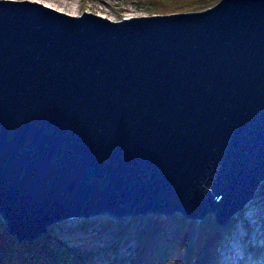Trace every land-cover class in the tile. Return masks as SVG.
Returning <instances> with one entry per match:
<instances>
[{
  "label": "water",
  "instance_id": "1",
  "mask_svg": "<svg viewBox=\"0 0 264 264\" xmlns=\"http://www.w3.org/2000/svg\"><path fill=\"white\" fill-rule=\"evenodd\" d=\"M264 181V0L110 20L0 0V220L224 227Z\"/></svg>",
  "mask_w": 264,
  "mask_h": 264
},
{
  "label": "trees",
  "instance_id": "2",
  "mask_svg": "<svg viewBox=\"0 0 264 264\" xmlns=\"http://www.w3.org/2000/svg\"><path fill=\"white\" fill-rule=\"evenodd\" d=\"M143 2L147 13H169L186 8L200 10L216 0ZM263 201L264 181L256 190L252 203ZM234 220L219 227L210 216L200 221L187 220L178 214L168 218L147 214L118 221L96 217L77 220L76 227L64 231L60 224H55L37 238L19 242L5 231L0 220V264H216L218 250L229 237ZM239 220L242 223L241 218ZM242 225L244 227L245 223ZM63 233L76 234L82 238L79 240L82 244L68 246L70 239ZM93 234L97 237L86 238ZM248 249L253 259L260 251Z\"/></svg>",
  "mask_w": 264,
  "mask_h": 264
},
{
  "label": "rangeland",
  "instance_id": "3",
  "mask_svg": "<svg viewBox=\"0 0 264 264\" xmlns=\"http://www.w3.org/2000/svg\"><path fill=\"white\" fill-rule=\"evenodd\" d=\"M30 1L39 2L41 4H44L48 7L62 11L67 14L79 15L81 12L86 11V12L94 13L96 15L103 16L107 19L114 21L124 17L126 18L132 16H144V15L146 16V15L168 13V12L163 13L164 11L162 12L154 11L151 13H147V6L143 2V0H30ZM184 11H193V10L186 8L184 10L181 9L180 12H184ZM252 204L253 203L249 204L245 208V210L241 213V215H236V217L232 218L235 219L233 224L235 228L230 232L229 237H227L228 240L226 239L227 243L225 244L224 246L225 248L223 250L224 253H227V256L225 257L230 258L229 259L230 264H234V261L242 262L244 258L242 257V253L245 250L246 246L251 247V249L253 250L260 249L259 253L255 254V257L257 258L256 260L255 259L253 260V258L251 259L250 256L251 252L250 251L248 252L249 253L248 260L250 261V264H264V201L259 202L258 204H253V205ZM238 216H240V218L242 217L243 221L245 222L244 227H240L241 221L239 220L240 218ZM77 220L80 219H76V218L67 219L58 224H60V226L63 227L62 230L64 231L66 230V228L76 227ZM63 234L67 239H70L67 240L69 241L67 242L68 246L72 243H74L73 245H75L76 243H78L79 245L82 244L81 241H79L82 240V238L79 239V237L76 236V234L75 235H66V233ZM95 237H97L96 234H93L91 236L86 235V238L88 240L93 239ZM72 238L74 239L72 240ZM218 258L219 257H217L216 259ZM251 261H254V263H252ZM215 263L217 264L218 260H216Z\"/></svg>",
  "mask_w": 264,
  "mask_h": 264
},
{
  "label": "bare ground",
  "instance_id": "4",
  "mask_svg": "<svg viewBox=\"0 0 264 264\" xmlns=\"http://www.w3.org/2000/svg\"><path fill=\"white\" fill-rule=\"evenodd\" d=\"M258 255H259V254H258ZM251 259H252V257H251ZM254 259L256 260L257 258L255 257ZM254 259H253V260H254ZM259 260H260V259H259ZM251 262L254 263V261H251Z\"/></svg>",
  "mask_w": 264,
  "mask_h": 264
}]
</instances>
